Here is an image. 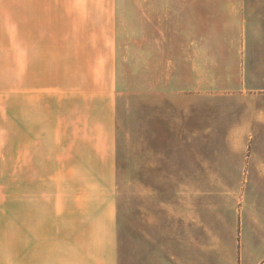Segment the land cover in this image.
Returning <instances> with one entry per match:
<instances>
[{
    "label": "crops",
    "instance_id": "1",
    "mask_svg": "<svg viewBox=\"0 0 264 264\" xmlns=\"http://www.w3.org/2000/svg\"><path fill=\"white\" fill-rule=\"evenodd\" d=\"M164 7L182 87L148 97L129 181L117 95L77 77V0H0V264H264V0Z\"/></svg>",
    "mask_w": 264,
    "mask_h": 264
},
{
    "label": "rangeland",
    "instance_id": "2",
    "mask_svg": "<svg viewBox=\"0 0 264 264\" xmlns=\"http://www.w3.org/2000/svg\"><path fill=\"white\" fill-rule=\"evenodd\" d=\"M172 1L177 0H77V77L91 70V87L117 95L118 171L125 180L130 181L133 157L138 160L147 143L148 97L164 95L165 88L178 94L182 87L180 66L189 48L167 38L179 32V9L164 7ZM167 106L178 113V104ZM121 186L122 206L130 205L131 184Z\"/></svg>",
    "mask_w": 264,
    "mask_h": 264
}]
</instances>
